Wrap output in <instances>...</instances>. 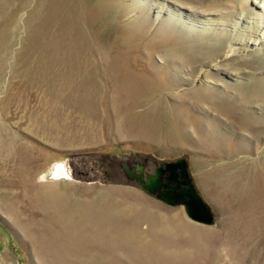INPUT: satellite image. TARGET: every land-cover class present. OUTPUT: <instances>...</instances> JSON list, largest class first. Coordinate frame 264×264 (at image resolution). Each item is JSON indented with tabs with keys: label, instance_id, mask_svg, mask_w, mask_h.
<instances>
[{
	"label": "rangeland",
	"instance_id": "1",
	"mask_svg": "<svg viewBox=\"0 0 264 264\" xmlns=\"http://www.w3.org/2000/svg\"><path fill=\"white\" fill-rule=\"evenodd\" d=\"M180 157L210 224L120 164ZM0 264H264V7L0 0Z\"/></svg>",
	"mask_w": 264,
	"mask_h": 264
},
{
	"label": "water",
	"instance_id": "2",
	"mask_svg": "<svg viewBox=\"0 0 264 264\" xmlns=\"http://www.w3.org/2000/svg\"><path fill=\"white\" fill-rule=\"evenodd\" d=\"M120 164L128 178L135 180L146 192L156 195L168 205L182 204L184 213L195 222L212 223L210 208L195 190L183 157L159 163L152 172H144L142 162H135L129 166L121 160ZM165 172L167 174L162 180L161 176Z\"/></svg>",
	"mask_w": 264,
	"mask_h": 264
},
{
	"label": "bare ground",
	"instance_id": "3",
	"mask_svg": "<svg viewBox=\"0 0 264 264\" xmlns=\"http://www.w3.org/2000/svg\"><path fill=\"white\" fill-rule=\"evenodd\" d=\"M248 1V0H245ZM252 3L256 4L257 6H259L261 9L264 7V0H251ZM262 17V16H261ZM60 163V162H59ZM56 165V164H55ZM64 167V166H63ZM64 169L62 168V166L60 164H57L55 166V171L53 172V177L58 176V174L62 173ZM65 171V170H64ZM63 171V172H64ZM65 173V172H64ZM67 173V172H66ZM63 174V173H62ZM42 177H44V175H42Z\"/></svg>",
	"mask_w": 264,
	"mask_h": 264
},
{
	"label": "flooded vegetation",
	"instance_id": "4",
	"mask_svg": "<svg viewBox=\"0 0 264 264\" xmlns=\"http://www.w3.org/2000/svg\"><path fill=\"white\" fill-rule=\"evenodd\" d=\"M144 172H145V171H144ZM166 174H167V172H165V173L162 174V176H161V179H162V180H164V175H166ZM178 177H179V176H178ZM171 183H174V182L171 181ZM160 187H162V185H161Z\"/></svg>",
	"mask_w": 264,
	"mask_h": 264
}]
</instances>
